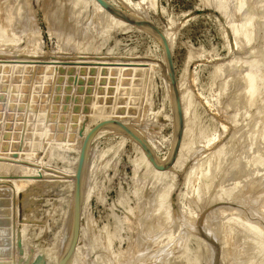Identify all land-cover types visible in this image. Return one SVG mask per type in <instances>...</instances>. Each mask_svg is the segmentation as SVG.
<instances>
[{
  "label": "rangeland",
  "instance_id": "obj_1",
  "mask_svg": "<svg viewBox=\"0 0 264 264\" xmlns=\"http://www.w3.org/2000/svg\"><path fill=\"white\" fill-rule=\"evenodd\" d=\"M113 1L169 31L193 128L181 166L164 182L149 174L136 142L110 134L93 143L108 127L95 134L78 264H264V82L249 108L239 82L256 53L264 81V0ZM93 3L0 0V155H10L0 159V180H11L0 182V248L10 252L0 260L9 264H55L47 248L70 222L68 185L39 184L22 153L37 156L39 174L43 164L74 168L83 132L106 108L99 121L124 110L142 125L154 156L170 153L169 161L174 152L178 120L163 41L151 29L113 27ZM246 18L256 22L253 45L236 31Z\"/></svg>",
  "mask_w": 264,
  "mask_h": 264
},
{
  "label": "bare ground",
  "instance_id": "obj_2",
  "mask_svg": "<svg viewBox=\"0 0 264 264\" xmlns=\"http://www.w3.org/2000/svg\"><path fill=\"white\" fill-rule=\"evenodd\" d=\"M89 1H91V0H89ZM106 2H108L110 5H112L113 7H115L117 10H120V11H122V12H125V13H127L124 9H122L119 5H117L116 3H118V2H116L115 3V1H113V0H105ZM234 0H232L231 1V3L233 2ZM242 0H240V2H241ZM244 1V0H243ZM250 1V0H249ZM254 1V0H253ZM263 1V0H262ZM262 1H261V3H262ZM79 2V1H78ZM88 2V1H87ZM92 2H94L93 3V5L94 4H96L97 5V10L99 9L100 10V12H103L102 14H100V13H97V14H100L101 16H103V18L104 19H106L108 22L110 21L111 22V24L113 25H116V26H118V27H120V28H122V29H125V28H128L129 26H137V27H139V28H143V29H148V28H145V27H143V26H140V25H136V24H131V23H129V22H127V21H125V20H122V19H120V18H117L116 16H114L111 12H109L107 9H105L103 6H101L96 0H92ZM264 2V1H263ZM74 3H75V1H74ZM85 3V2H84ZM234 3V2H233ZM239 3V2H238ZM243 3V2H242ZM256 3V2H255ZM257 3H258V1H257ZM79 4V3H78ZM88 4H89V2H88ZM87 4V5H88ZM235 4V3H234ZM236 4H237V1H236ZM235 4V5H236ZM240 4V3H239ZM245 4H247L248 5V3H246L245 2ZM70 5V4H69ZM79 5H81V4H79ZM241 5H243V4H241ZM252 5V4H251ZM255 5V4H254ZM260 5V4H259ZM59 6V5H58ZM233 6V5H232ZM237 6V5H236ZM263 6V5H262ZM233 7H235V6H233ZM242 7V6H241ZM243 7H245V6H243ZM254 7V6H253ZM261 7V6H260ZM232 8V7H231ZM238 8H240V6L238 7ZM251 8V7H250ZM253 9V8H252ZM77 10V9H76ZM238 10V9H237ZM245 10H246V8H245ZM258 10V9H257ZM260 10V9H259ZM95 11V10H94ZM129 11H133V9H131V10H129ZM135 11V10H134ZM247 11V10H246ZM261 11V10H260ZM238 12V11H237ZM242 12H243V10H242ZM256 12V11H255ZM262 12V11H261ZM132 13H134V12H132ZM131 13V14H132ZM127 14H129V13H127ZM135 14H139L138 16L140 17V14L141 13H135ZM251 14H253V12L251 13ZM258 14V13H257ZM256 14V15H257ZM70 16V15H69ZM99 16V15H98ZM137 16V15H136ZM143 16V15H142ZM249 16L252 18V16L249 14ZM253 16L255 17V15L253 14ZM254 17H253V19H254ZM257 17V16H256ZM255 17V19H257L258 20V17L256 18ZM263 17H264V15H263ZM138 18V17H137ZM144 18H147V17H144L143 16V19H141V18H138V19H141V20H144ZM259 18H261V17H259ZM102 19V18H101ZM103 19V20H104ZM148 19V18H147ZM102 20V21H103ZM106 20H104V21H106ZM245 20V19H244ZM246 20H247V18H246ZM260 20V19H259ZM259 20H258V22H259ZM70 21V20H69ZM144 21H147L146 19L144 20ZM150 20L148 19V22H149ZM256 21V20H255ZM261 21V20H260ZM263 21V20H262ZM63 22V21H62ZM151 22V21H150ZM235 22V21H234ZM103 23V22H102ZM233 23V22H232ZM242 23V22H241ZM256 23V22H255ZM254 23V24H255ZM263 23V22H262ZM105 24V23H104ZM253 20H251L250 18L246 21V24H245V27L242 29V30H236L237 31V33H241V34H243L244 35V37H245V39H246V41H247V43H250L252 40H254L255 39V42H256V40H257V38H254L253 39V34L255 33L254 31H256L255 30V28L253 27ZM108 25L110 26V24L108 23ZM114 25H113V27H114ZM264 25V24H263ZM103 26V25H102ZM115 26V27H116ZM256 26V25H255ZM65 27V26H64ZM111 27V26H110ZM82 29V28H81ZM258 29V28H257ZM100 30V29H99ZM84 31V30H83ZM148 31H151L150 29H148ZM66 32V31H65ZM96 32V31H95ZM94 32V33H95ZM159 36H160V38H161V40L163 41V43H164V38H163V36L159 33V32H157V31H155ZM165 33L167 34V37L169 38V40L171 41V45H172V40H171V37H170V34H169V31H165ZM82 35V34H81ZM237 35V34H236ZM239 36H241V35H239ZM254 36H255V34H254ZM264 36V35H263ZM64 37V36H63ZM70 37H72V36H70ZM243 37V36H242ZM243 37V38H244ZM256 37V36H255ZM242 39V38H241ZM63 40V39H62ZM80 40V39H79ZM262 40H264V39H262ZM82 41V40H81ZM242 41V40H241ZM240 41V42H241ZM245 41V42H246ZM244 42V41H243ZM254 42V41H253ZM264 42V41H263ZM239 43V42H238ZM79 44V43H78ZM243 45H245V44H243ZM248 45H253V43L251 42V44H248ZM255 45V44H254ZM259 45H261V44H259ZM98 46V45H97ZM241 46V45H240ZM243 47V46H242ZM246 46H244V48H245ZM248 47V46H247ZM253 47V46H252ZM171 48H173V46L171 47ZM244 48H242V49H244ZM251 48V47H250ZM246 49V48H245ZM259 49V48H258ZM240 50V49H239ZM247 50H248V48H247ZM246 50V51H247ZM252 50V49H251ZM261 50V49H260ZM243 51V50H242ZM241 51V52H242ZM250 51V50H249ZM253 51H255L254 49H253ZM243 53H245V52H243ZM255 53V52H254ZM242 55V54H241ZM241 55H239V57L241 56ZM244 55H246V54H244ZM26 56V55H25ZM243 56V55H242ZM262 53L260 54V53H256L255 55L253 54V57L251 58L250 56H247V57H250V59L248 60H242V61H244V69H243V73H242V75H240L241 77L239 78V82L243 85V90H244V97H243V99H244V102L243 103H245L244 105V107L245 108H249V106H251V105H253L255 102H257V99H258V97H259V95H260V91H261V88H262V83L264 82L263 81V75L261 74L262 72H260V67L262 66H260V63L261 62H263L262 61ZM239 58L238 56H235V58ZM246 57V58H247ZM241 58H245V57H241ZM21 59V58H20ZM23 59V58H22ZM24 59H26V58H24ZM240 59V58H239ZM26 60H28V59H26ZM31 60V59H30ZM236 61L237 59H234L233 58V61ZM263 60H264V58H263ZM232 61V62H233ZM238 61V60H237ZM231 62V63H232ZM240 62V61H239ZM238 62V63H239ZM235 64V63H234ZM240 64V63H239ZM262 64V63H261ZM221 66V65H220ZM166 67V66H165ZM224 67V66H223ZM233 67H235L236 68V65L234 66L233 65ZM240 67V66H239ZM222 68V67H221ZM227 68V67H226ZM238 68V67H237ZM237 68L236 69H234V68H232L233 69V73H234V70L236 71L237 70ZM228 69V68H227ZM165 71H166V73H167V77H168V82H169V88H170V91L171 92H173V86H172V84L170 83V81H169V76H168V69H167V67L165 68ZM224 71V70H223ZM227 71V70H226ZM225 72V71H224ZM231 73V72H230ZM237 73H238V71H237ZM239 73H240V71H239ZM235 74V73H234ZM233 74V75H234ZM218 75H221V74H218ZM230 75V74H229ZM232 75V76H233ZM185 76V75H184ZM228 76V75H227ZM226 76V77H227ZM229 77V76H228ZM26 78V77H25ZM185 78V77H184ZM183 78V79H184ZM183 79H179V87H180V91H181V98H182V105H183V112H184V118H185V129H184V135H183V141H182V145H181V149H180V152H179V156H178V158H177V161L173 164V166L169 169V170H167V171H165V172H159V171H157V170H155L154 169V167L152 166V164L150 163V161L147 159V157H146V155H145V152H144V149L142 148V146H141V144H139V142H137V140L135 139V138H133V136H131V135H129V134H127L124 130H122V129H120V128H117V127H115V126H113V127H109V126H111V125H106V126H103V127H101L97 132H99L101 129H103V128H105V127H108V128H105V129H103V130H101L97 135H96V137L94 138V141H93V143L95 142V140H97L98 138H100V137H102L103 135H113V136H120V137H123V138H127V139H130V140H133L134 142H136L137 143V145L139 146V148H140V150H141V153H142V161H143V163L146 165V169H147V171L149 172V174H151V176H153L157 181L159 180V181H162L163 180V182H164V179H167V178H170V177H172L173 175H172V173H173V170H176V168H178V167H180L181 166V164H182V157H183V154H184V151L186 150V148H187V145H188V138H189V136H190V134H191V130H192V122H193V119H192V102H191V100H190V97H189V93H188V90H187V88L185 87V85H184V81H183ZM233 80H234V78H233ZM221 81V80H220ZM223 81V80H222ZM228 84V83H227ZM226 84V85H227ZM229 85V84H228ZM232 85H234V84H232ZM236 85V84H235ZM264 86V85H263ZM235 87V86H234ZM236 87H237V85H236ZM231 88V87H230ZM241 88V87H240ZM223 89V88H222ZM229 89V88H228ZM231 90V89H230ZM233 90V89H232ZM227 91V90H226ZM237 91V90H236ZM235 91V92H236ZM242 91V90H241ZM264 93V92H263ZM34 94V93H33ZM233 94V93H232ZM40 95V94H39ZM230 95V94H229ZM235 95V94H234ZM234 95H233V97H234ZM240 95V94H239ZM232 96V95H231ZM40 97V96H39ZM173 97V96H172ZM32 98V97H31ZM261 98H264V94H263V97H261ZM260 98V99H261ZM21 99V98H20ZM29 99V98H28ZM236 99V98H235ZM238 99V98H237ZM259 99V100H260ZM33 100V99H32ZM230 100V99H229ZM241 100V99H240ZM31 101V100H30ZM37 101H39V100H37ZM262 101V100H261ZM174 102V101H173ZM20 103V102H19ZM36 103V102H35ZM242 103V102H241ZM261 103V102H260ZM239 105H241V104H239ZM257 105V104H256ZM18 106V105H17ZM58 106V105H57ZM259 106V105H258ZM243 107V106H242ZM90 108V107H89ZM63 109V108H62ZM20 110V109H19ZM109 110V109H108ZM107 110V108L104 110L103 109V111H101V112H97V117H94V119L95 118H97V120L94 122V124H96L97 122H99V116L102 114V115H105V114H107L109 111ZM237 111V110H236ZM245 111H246V109H245ZM244 111V112H245ZM248 111H250V110H248ZM45 112V111H44ZM67 112V111H66ZM239 112H241V111H239ZM243 112V111H242ZM261 112V111H260ZM246 113V112H245ZM244 113V114H245ZM249 113V112H248ZM248 113H247V115H248ZM22 114V113H21ZM42 114V113H41ZM60 114V113H59ZM239 114V113H238ZM241 114V116H242V113H240ZM243 114V115H244ZM261 114V113H260ZM9 115V114H8ZM43 115V114H42ZM41 115V116H42ZM73 116V115H72ZM128 114H127V112L126 111H117V114H115V116H113L112 118H110V119H115V120H119V121H121V122H123V123H125V124H128V125H130V126H132V127H134L140 134H141V136L145 139V141H146V143H147V145L149 146V147H151L152 149H153V146H152V144H151V140L149 141V137H147L143 132H144V129H143V131H142V125L140 126V125H138L137 123H134V121L132 122L131 120V118H130V116H129V118H128ZM19 117V116H18ZM133 117V116H132ZM249 117V116H248ZM243 118H244V116H243ZM242 118V119H243ZM61 119V118H60ZM135 119V118H134ZM133 119V120H134ZM236 119V118H235ZM238 119V118H237ZM236 119V120H237ZM245 119V118H244ZM11 120V119H10ZM61 120H63V119H61ZM93 120V119H92ZM247 120V119H246ZM262 120V119H261ZM263 121V120H262ZM261 121V122H262ZM10 122V121H9ZM31 122V121H30ZM136 122V121H135ZM238 122V121H237ZM258 122H260V121H258ZM3 123V122H2ZM13 123V122H12ZM76 123V122H75ZM244 123V122H243ZM59 124V123H58ZM93 124V125H94ZM144 124V123H143ZM240 124V123H239ZM1 125V124H0ZM92 125V126H93ZM91 126V127H92ZM144 126V125H143ZM245 126V125H244ZM91 127H88L87 129H85V131L83 132V138H84V136L86 135V133L89 131V129L91 128ZM7 128V127H6ZM16 128V127H15ZM76 128V127H75ZM143 128H145V127H143ZM238 128V127H237ZM248 128H249V126H248ZM243 129V128H242ZM241 129V130H242ZM1 130V129H0ZM74 130H76V129H74ZM240 130V131H241ZM244 130V129H243ZM263 130V129H262ZM196 131H197V129H196ZM247 131V130H246ZM6 132V131H5ZM74 132V131H73ZM244 132V131H243ZM1 133V132H0ZM14 133V132H13ZM55 133V132H54ZM246 133V132H245ZM263 133V132H262ZM261 133V134H262ZM53 134V133H52ZM196 134V133H195ZM234 134V133H233ZM54 135V134H53ZM52 135V136H53ZM57 135V134H56ZM59 135V134H58ZM57 135V136H58ZM63 135V134H62ZM72 135V134H71ZM241 135V134H240ZM239 135V136H240ZM18 136V135H17ZM235 136V135H234ZM243 136V135H242ZM263 136V135H262ZM8 137V136H7ZM230 137H231V135H230ZM241 137V136H240ZM245 137V136H244ZM244 137H243V139H244ZM9 138V137H8ZM26 138V137H25ZM29 138V137H28ZM31 138H33V137H31ZM116 138H118V137H116ZM149 138V139H148ZM66 139V138H65ZM74 139V138H73ZM241 139V138H240ZM2 140V139H1ZM24 140H26V139H24ZM31 140V139H30ZM33 140V139H32ZM228 140V139H227ZM234 140V139H233ZM19 141V140H18ZM50 141H52V139H50ZM59 141V140H58ZM231 141V140H230ZM29 142V141H28ZM42 142V141H41ZM45 142V141H44ZM54 142H56V139L54 140ZM54 142H53V145L55 146V144H54ZM60 142H61V140H60ZM82 142H83V140L81 141L80 140V142L79 143H81L80 144V146H78L77 148H76V150H77V152H78V158H79V155H80V152H81V147H82ZM153 142V141H152ZM232 142V141H231ZM19 143H21V142H19ZM36 143H38V142H36ZM75 143V142H74ZM93 143H92V149L94 148L93 147ZM193 143V142H192ZM34 144H35V142H34ZM51 144V143H50ZM153 144H155V143H153ZM7 145V144H6ZM24 145V144H23ZM36 145V144H35ZM47 145V144H46ZM78 145V144H77ZM91 145V144H90ZM223 145V144H222ZM230 145H231V143H230ZM21 146V145H20ZM42 146V145H41ZM41 146H39V147H41ZM51 146V145H50ZM49 146V147H50ZM54 146H52V147H54ZM5 147H7V146H5ZM10 147V146H9ZM19 146H17V148H18ZM34 147V146H33ZM155 147V146H154ZM173 147V146H172ZM27 148H29V147H27ZM90 147H89V149H91ZM8 149V148H7ZM24 149V148H23ZM34 149V148H33ZM36 150H37V148H35ZM45 149V148H44ZM43 149V150H44ZM47 149V148H46ZM50 149V148H49ZM48 149V150H49ZM52 149V148H51ZM216 149V148H215ZM3 150V149H2ZM26 150V149H25ZM30 150V149H29ZM48 150L46 151V152H48ZM158 150V149H157ZM51 151V150H50ZM153 151V150H152ZM225 151H227V149H221L220 148V150L218 151V158H220L222 155H224L226 152ZM30 152H34L33 150L32 151H30ZM29 152V153H30ZM40 152V151H39ZM91 152V151H90ZM90 152H89V150H88V155H87V158H88V160L87 161H90V160H92V157H93V154H90ZM95 152V151H94ZM188 152V151H187ZM26 153V152H25ZM24 153V154H25ZM41 153H44V151L43 152H41ZM61 153V152H60ZM93 153V152H92ZM236 153V152H235ZM13 154V153H12ZM37 154V153H36ZM45 154V153H44ZM47 154V153H46ZM46 154H45V156H46ZM49 154V153H48ZM47 154V155H48ZM63 154V153H62ZM158 154V153H157ZM168 154H170V153H168ZM168 154H167V156H165V157H163V158H161V157H157V156H155V158L157 159V161L160 163V164H164V163H166L167 161H168ZM215 154V153H214ZM227 154V153H226ZM233 154V153H232ZM22 156L21 157H23V158H27L28 160H29V162H30V167H31V174H29V175H31V176H37V177H39V184H43V183H47V184H51L52 186L51 187H57V186H59V185H61V184H63V183H66L68 186H67V189L69 188V191H70V193H71V196H72V204H71V213H70V222H69V224H67L68 225V227H67V225H66V230L64 229V233H63V235H62V237H56V239L54 240V242L50 245V247H48L47 248V252H46V254H45V256H46V258L49 260V259H51L52 257H55V264H58V262H59V260H60V258H61V256L63 255V253L65 252V249L67 248V245H68V242H69V239H70V236H71V232H72V224H73V210H74V189H75V175H76V167H77V162H78V158H77V161H76V165H75V167L74 168H72V167H64V168H62L61 170L60 169H58V168H50L47 164H43V169H44V171H43V169H40L41 170V172L42 173H40L39 174V159L38 158H36L33 154H28V155H26V156H24L23 155V153L21 154ZM90 155V156H89ZM165 155V154H164ZM9 156L10 155H0V159H5V160H8L9 159ZM42 156H43V154H42ZM50 156V155H49ZM89 156V157H88ZM185 156H186V154H185ZM213 156V155H212ZM225 157H226V155H224ZM231 156V155H230ZM233 156V155H232ZM39 157V156H38ZM225 157H223V158H225ZM227 157H228V155H227ZM71 159V158H70ZM73 159V158H72ZM184 159V158H183ZM214 159H216V158H214ZM221 159H222V157H221ZM228 159V158H227ZM213 160V159H212ZM93 161V160H92ZM104 161V160H103ZM210 161V160H209ZM216 161H217V159H216ZM3 162H5V161H3ZM88 163V162H87ZM141 163V162H140ZM200 163V162H199ZM210 163V162H209ZM89 164V163H88ZM91 164V163H90ZM216 164V163H215ZM214 164V165H215ZM230 164V163H229ZM232 164V163H231ZM33 165V166H32ZM89 166V165H88ZM212 165H210V167H211ZM226 166V165H225ZM21 167V166H20ZM29 167V168H30ZM93 167V166H92ZM91 167V168H92ZM144 167V166H143ZM89 169H91L90 167H88ZM86 169H87V165H86ZM86 169H85V173H86ZM223 169V168H222ZM209 170V169H208ZM210 171V170H209ZM209 171H208V173H209ZM147 172V173H148ZM201 173V172H200ZM172 176H171V175ZM190 174V173H189ZM168 176H170V177H168ZM200 176V175H199ZM89 178V177H88ZM146 178V177H145ZM173 178V177H172ZM85 180V179H84ZM4 181H6V182H8V183H11V180H9V179H6V178H4V179H1L0 180V182H4ZM26 181V180H25ZM89 181V180H88ZM158 181V182H159ZM192 181V180H191ZM190 181V182H191ZM198 181V180H197ZM166 182V181H165ZM168 182V181H167ZM37 183H38V181H37ZM46 185V184H45ZM42 186V185H41ZM47 186V185H46ZM92 189V188H91ZM65 190V189H64ZM88 190V189H87ZM87 190H85L84 191V182H83V198H82V220L84 219H88V220H90L88 217H89V212H88V205H89V201H90V193L89 192H87ZM61 191V190H60ZM68 191V190H67ZM66 191V192H67ZM64 192V191H63ZM65 192V193H66ZM92 192V191H91ZM62 194V193H61ZM92 196V195H91ZM89 222V221H88ZM87 223V222H86ZM88 224H90L91 226H92V222H90V223H88ZM87 226V225H86ZM89 226V225H88ZM90 226V227H91ZM83 230H84V227H83V224L81 225V235H80V238H81V236L83 237ZM87 231V230H86ZM85 231V232H86ZM87 233H88V231H87ZM89 233H91V232H89ZM85 236V235H84ZM88 236V235H87ZM89 237V236H88ZM81 242V241H80ZM79 242V243H80ZM78 243V245H77V248H76V250H75V254H74V256H73V259H72V261H71V263L70 264H78V260H77V255L79 254V252H80V250H81V246H80V244ZM104 258H105V256H104ZM103 259V258H102ZM106 261V260H105ZM105 261H103V263L105 262ZM106 263V262H105ZM179 264H180V262H179Z\"/></svg>",
  "mask_w": 264,
  "mask_h": 264
},
{
  "label": "water",
  "instance_id": "obj_3",
  "mask_svg": "<svg viewBox=\"0 0 264 264\" xmlns=\"http://www.w3.org/2000/svg\"><path fill=\"white\" fill-rule=\"evenodd\" d=\"M96 1L101 6H103L105 9H107L109 12H111L114 16H116L117 18L125 20L131 24L140 25L145 28L157 31L163 36L165 40L164 47H165V55L167 59L168 76H169V81L173 86V99H174L175 110L177 113V120H178L177 142H176L174 152L170 160L167 163L160 164L155 158L151 148L147 145L145 139L141 136V134L134 127L128 124H125L115 119H104V120L97 122L89 129V131L86 133V135L83 138L81 152L79 155V160H78L77 170H76V175H75L72 232H71V236H70L67 248L65 249V252L61 256L58 264H70L75 254L77 245L79 243V239L81 235V225H82L83 182H84V176H85V169L87 165V155H88L90 144L93 140V137L97 133V131L101 127L106 126V125L115 126L117 128L124 130L127 134L133 136V138H135L137 142H139V144H141L142 148L144 149L147 159L150 161L154 169L159 172H165L173 166V164L175 163V160L177 159V156L181 149L184 129H185V118H184V112H183L181 91L179 87V80L177 78V74H176V70H175V66H174V62H173V58L171 54V41L167 37L165 30L154 23L135 18L125 12L117 10L115 7L110 5L105 0H96ZM19 243L21 244V242ZM9 253L10 252L9 250H7V248H3V249L0 248V256L6 257ZM0 264H9V262H4L0 260Z\"/></svg>",
  "mask_w": 264,
  "mask_h": 264
}]
</instances>
